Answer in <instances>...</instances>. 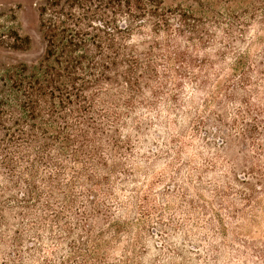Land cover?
<instances>
[{
  "label": "trees",
  "instance_id": "1",
  "mask_svg": "<svg viewBox=\"0 0 264 264\" xmlns=\"http://www.w3.org/2000/svg\"><path fill=\"white\" fill-rule=\"evenodd\" d=\"M41 16L43 57L34 63L0 64V227L11 230L4 212L17 210L22 228L34 230L35 216L44 228L56 229L58 234L51 239L61 243L74 237L68 242V258L45 264H106L100 239L109 232L119 235L121 226L109 223L110 208L103 201L90 199L97 193L89 185L98 182V170L107 168L102 155L106 150L114 161L113 170L123 168L117 158L131 151V138L121 140V129L129 127L127 118L137 102L144 104L145 89L156 97L172 91L169 85L178 78L199 79L201 88L215 84L205 101V107L214 104L215 108L206 120L222 122L218 110L227 115L228 105L239 101L246 107L236 110L239 124L233 120L230 127L240 129L236 139L243 145L241 151L248 147L245 140L264 148L258 143L264 138V120L258 119L264 110L250 103L258 93L256 85L264 79V59H256L247 49L239 51L252 25L264 30V0H187L176 5L163 0H48ZM212 29H222L227 43L220 41L223 49L214 53L217 59L208 53L200 57L199 51L213 46ZM133 35L151 39L129 44ZM14 39V51L30 49V37L16 34ZM256 42L264 43V37ZM228 56L233 57L227 65L231 73L219 79ZM218 63L222 66L213 73L215 79L209 78ZM196 68L200 73L193 71ZM246 116H251L250 122ZM238 167L240 175L234 170L233 179L243 189L231 184L228 190L209 189L222 210L235 202L230 197L247 201L248 208L264 195V171ZM81 184H87L85 194L78 191ZM179 187L166 189L164 196ZM245 212L234 210L228 215L237 220ZM94 218L111 229L97 227L91 222ZM5 234L0 231L2 244L7 243ZM11 241L19 248L22 231H15ZM258 251L254 249V254Z\"/></svg>",
  "mask_w": 264,
  "mask_h": 264
},
{
  "label": "clouds",
  "instance_id": "2",
  "mask_svg": "<svg viewBox=\"0 0 264 264\" xmlns=\"http://www.w3.org/2000/svg\"><path fill=\"white\" fill-rule=\"evenodd\" d=\"M212 31L215 32L213 46L199 51L200 57L208 53L212 59H217L214 53L223 49L220 41L227 43L222 29ZM258 37H264V30L252 25L245 36V43L239 46V51L247 49L256 59H264V43H256ZM146 38L151 39L150 36L133 35L129 38V44H140ZM257 53L261 55L257 56ZM232 61V56L226 57L223 62L224 72L219 79H223L224 74L230 71L227 65ZM221 66L219 63L214 65L209 78L215 79L213 73L219 71ZM193 71L200 73L199 68ZM255 78L254 76L253 79ZM251 87L249 86V90ZM256 87L258 93L251 96L250 103L264 110V79ZM169 88L172 91L166 90L163 95L156 97L151 90H144L141 97L144 104L137 102L136 110L127 118L129 127L121 129V140L131 136V151L118 158L123 163V168L113 170L114 161L109 158L106 150L102 155L107 161V168L97 177V183L89 185L97 193L90 199L103 201L110 208L109 223L131 222L141 226L133 228L131 238L127 233L112 234L115 238L110 239V245L106 249V264H133L129 259L133 256L129 245L135 241L137 231L142 236H147L143 243V253L137 257L140 264H264V218H261L264 217V211L255 209L260 212L257 217L260 225L253 228L252 236L243 237L249 244L257 241L249 247L242 240L234 238L236 234L232 229L241 220L233 221L228 215L230 209L222 210L215 203L207 204V201L214 199L209 189L228 190L229 184L233 188L239 187L233 179L234 170L237 176L240 175L238 165L258 167L264 171V148L258 149L251 141L245 140L248 147L241 151L243 145L236 139L240 136V129L230 127L233 120L239 124L240 115L236 110L246 106L239 101L231 103L227 107V115H223V110H218V115L223 116L222 122L213 118L209 123L206 120L205 101L215 84L201 88L199 79L178 78ZM172 96L176 97L175 101ZM214 107L213 105L208 111L211 112ZM252 115H256V112ZM132 117L137 119L133 121ZM245 119L250 122L251 116H246ZM258 119L264 120V115ZM135 125H140L139 131L135 130ZM261 130L264 131V126ZM258 143H264V138ZM176 169H180L179 175ZM172 177H175L172 187H180L163 200L155 196L152 203L157 205V210H152V204L144 200L149 195L150 185L153 181L163 179V183H157L152 189L154 195ZM0 181H3L2 177ZM185 190L186 195L182 197ZM197 191L204 197L203 200L197 196ZM257 198L262 201L264 208V195ZM149 199L151 200V196ZM246 203L247 201L237 199L236 206L244 208ZM200 204H206V208H201ZM254 204L255 201L245 211L252 209ZM142 229H151L154 238ZM224 230H227V234H224ZM0 231H3L2 227ZM14 231L15 227L8 232L9 241ZM57 234L41 229L37 234L39 239L37 235L28 234L30 244L25 241L19 248L10 242L0 244V264H45V261L53 260L56 254L67 258V245L74 237L63 243L48 238ZM254 249L260 251L254 254ZM89 264L105 262L90 261Z\"/></svg>",
  "mask_w": 264,
  "mask_h": 264
},
{
  "label": "rangeland",
  "instance_id": "3",
  "mask_svg": "<svg viewBox=\"0 0 264 264\" xmlns=\"http://www.w3.org/2000/svg\"><path fill=\"white\" fill-rule=\"evenodd\" d=\"M47 1L48 0H0V64H9V63L14 64L17 62L34 63L43 57L44 49H45V42H44V40L42 38V34L40 32L41 21H42L41 10ZM163 1L165 2L166 5H176L178 3L187 2V0H163ZM254 25H256V24H254ZM16 34H19L22 37H30L31 38L32 42H31V46H30L29 50H27V51H14V49L12 48V44L15 41L14 38H15ZM249 47H251V45H249ZM257 54H259V53H257ZM228 68L230 69V67H228ZM230 73H231V69H230V71L227 72V74H230ZM213 105L214 104H210L208 107H205V113L206 114L211 113L208 111V109L210 107H212ZM214 108H212V110ZM129 137L131 138V136H129ZM117 161L120 162V160L118 158H117ZM102 171L103 170H98L97 172H99L98 174L100 175V173ZM240 172L241 171H239V173ZM157 183H163V179H160L158 181H153L152 185H150V187H149V195L144 197V200L147 203L152 204V210H157V205L152 203V201L155 200V196H159L161 198V200H163V198L165 196H168V195L164 196V193H166L165 190L166 189L171 190V188H173L172 187L173 182L170 181L168 184L165 185V187L160 192H157L153 195L152 189L156 186ZM237 185H239V184H237ZM78 187H79V190H78L79 192H83V194H85L87 192L86 191L87 184H81ZM214 189L217 190V188H214ZM218 189H221V188H218ZM241 189H243L241 185H239V187H236V190H241ZM174 193H175V191L169 195H173ZM210 193L213 195L214 199L211 201H207V204L210 205L212 203H215L218 205L219 200L216 199L215 193H213V192H210ZM14 194L17 195V192ZM183 194L184 193L181 194L182 197H183ZM196 194H197V196H200L201 200L204 199V197L201 195V193L199 191H197ZM185 195H186V190H185ZM150 196H151V200L149 199ZM83 200H85V199H83ZM230 200L235 201L234 202L235 204L229 202V203H231L230 211H234V210L242 211V210L247 209V207H245V206H244V208L237 207L236 206V203H237L236 199L233 200V198L230 197ZM190 202H193V201H189V203ZM255 209H261L262 211H264V208H262V201L261 200L257 204H255L252 209H249L248 212L241 214L239 217V220H241V223L236 224L235 227L232 229V231L236 234L234 238H236L238 240H242V242L245 244L246 243L249 244V242L247 240H243V237L244 236H252L253 235V228L254 227L258 228L260 225V219L257 218L258 216H260V212L255 211ZM213 211H215V210L213 209ZM249 212H251V215H249ZM4 215L8 220L7 224H9L11 226V230L15 227V231H17V230L22 231L23 243H25V241H27L29 244L31 243V240H30L29 235H28L29 233H31L32 235H35V234H38L39 230H41V229L51 233L50 226H48V228H44V226L40 225V222L36 219L35 216L33 217L32 221L36 222L37 227H35L34 230H31V228L28 229V227L22 228L20 226H18V227L15 226V225H19L17 210L13 211V213H11L9 211H5ZM145 215H147V212H145ZM261 218H264V217H261ZM233 221H235V220H233ZM91 222H93V224H96L97 227L100 226V227L104 228L105 230L111 229V226L108 225V227H105V225H107V224H103V222H100L99 220L97 221L96 218H94V220H92ZM115 222H118V224L121 226V231H122L121 233L129 234L130 238H131L133 228L134 227H141L140 225H134L131 222H120V221H115ZM2 229H3V231H1V232L6 233L5 236H7V238H8V232L11 230H7V228L4 225L2 226ZM54 230L56 232V229H54ZM142 230L145 231L148 236H153V238H154V233L152 232L151 229H142ZM15 231L13 232V234L15 233ZM80 233H82V232L80 231ZM225 234H227V232ZM50 236L48 238L50 240H53L50 238ZM105 237H109V239H105ZM111 238H115V236H113L109 232L108 234H106L104 237H102L100 239V242L102 244L101 245V253L106 254V249L110 245V239ZM146 239H147V236H142L140 231H137L136 235H135V241L130 242L129 248L133 252V256L130 257L129 259L133 261V264H140L137 257L142 255L143 243ZM53 241L57 242L56 240H53ZM65 241H67V240H65ZM65 241H63V242H65ZM9 242L12 244L11 238H10V241H9V238L7 239L6 244H8ZM63 242H61V243H63ZM57 243H59V242H57ZM256 243H257V241L251 242V244H253V245ZM0 244H2V242ZM67 247H68V245H67ZM10 254H12V253H10ZM65 255L68 258L69 252L67 251L65 253ZM62 258H65V256H61L59 254H56L54 256L53 261L60 263V260Z\"/></svg>",
  "mask_w": 264,
  "mask_h": 264
}]
</instances>
